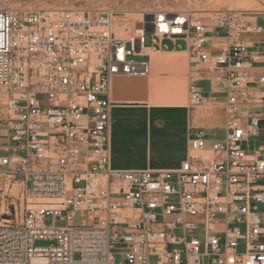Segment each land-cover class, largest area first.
<instances>
[{
    "label": "built area",
    "instance_id": "1",
    "mask_svg": "<svg viewBox=\"0 0 264 264\" xmlns=\"http://www.w3.org/2000/svg\"><path fill=\"white\" fill-rule=\"evenodd\" d=\"M263 33L238 11L0 9V192L25 185L0 264H264ZM165 40L187 44L195 105L208 76L226 94L225 137L192 130L177 170L116 171L111 81L148 77Z\"/></svg>",
    "mask_w": 264,
    "mask_h": 264
},
{
    "label": "crops",
    "instance_id": "2",
    "mask_svg": "<svg viewBox=\"0 0 264 264\" xmlns=\"http://www.w3.org/2000/svg\"><path fill=\"white\" fill-rule=\"evenodd\" d=\"M212 41L220 47L224 40ZM176 46L149 59L148 77L111 81L110 151L116 171L177 170L188 160L192 130H205L209 143L225 137L226 94L208 76L196 83L204 103L195 105L189 95V54Z\"/></svg>",
    "mask_w": 264,
    "mask_h": 264
},
{
    "label": "rangeland",
    "instance_id": "3",
    "mask_svg": "<svg viewBox=\"0 0 264 264\" xmlns=\"http://www.w3.org/2000/svg\"><path fill=\"white\" fill-rule=\"evenodd\" d=\"M0 9H63L80 11H98L100 9H109L117 13H139L151 10H165L172 12H187L194 18L201 20H212L217 14L238 11L245 14L246 18L258 24L264 29V0H0ZM129 18L130 16H125ZM135 19L136 16H131ZM216 35V34H215ZM256 48L252 52H259V64L255 66L253 73L264 74V33L256 36L254 39ZM147 45H150V38H147ZM163 45L167 49H173L175 45L181 49L187 48L184 41L176 43L165 40ZM139 42L136 43V52H140ZM135 60H141L135 58ZM258 69H260L258 71ZM222 139V137H221ZM210 146V145H209ZM1 185V184H0ZM25 185L9 178L4 191L0 192V227L21 226L25 222ZM41 205H50L51 202L40 201ZM15 209V219L11 208ZM3 217L9 218L4 220ZM47 242H38L37 246H47ZM116 253V252H114ZM122 260L116 256V263L120 264Z\"/></svg>",
    "mask_w": 264,
    "mask_h": 264
},
{
    "label": "water",
    "instance_id": "4",
    "mask_svg": "<svg viewBox=\"0 0 264 264\" xmlns=\"http://www.w3.org/2000/svg\"><path fill=\"white\" fill-rule=\"evenodd\" d=\"M11 211H12L13 214L15 213V209H14V207L11 208ZM3 219H4V220H8L7 217H3Z\"/></svg>",
    "mask_w": 264,
    "mask_h": 264
},
{
    "label": "bare ground",
    "instance_id": "5",
    "mask_svg": "<svg viewBox=\"0 0 264 264\" xmlns=\"http://www.w3.org/2000/svg\"><path fill=\"white\" fill-rule=\"evenodd\" d=\"M128 17V16H127Z\"/></svg>",
    "mask_w": 264,
    "mask_h": 264
}]
</instances>
